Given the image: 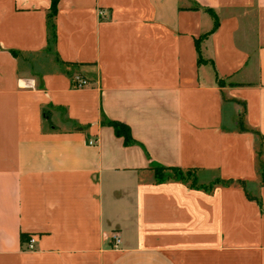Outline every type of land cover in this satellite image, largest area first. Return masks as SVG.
<instances>
[{
    "label": "crops",
    "instance_id": "obj_1",
    "mask_svg": "<svg viewBox=\"0 0 264 264\" xmlns=\"http://www.w3.org/2000/svg\"><path fill=\"white\" fill-rule=\"evenodd\" d=\"M262 166L264 0H0V264H264Z\"/></svg>",
    "mask_w": 264,
    "mask_h": 264
},
{
    "label": "trees",
    "instance_id": "obj_2",
    "mask_svg": "<svg viewBox=\"0 0 264 264\" xmlns=\"http://www.w3.org/2000/svg\"><path fill=\"white\" fill-rule=\"evenodd\" d=\"M53 4L55 0H52ZM216 27V24H215ZM214 27V28H215ZM78 78L80 81L84 82V85H86V80L82 78L78 74H73L71 76V88L73 89H78L83 87L79 81L76 80ZM102 123L111 127L114 131L115 136L122 138L123 142L125 144H132L133 141L130 137L129 129L122 125L118 124L115 122H107L105 119H102ZM264 166L261 167V186H264V174H263V169ZM153 177H154V182L155 183H162L168 180H174V181H179L187 184L190 188H199L198 181L196 178V173L195 171L192 170H181V169H176V168H164V167H154L152 169ZM218 183H214V185H217ZM211 186V188L213 187Z\"/></svg>",
    "mask_w": 264,
    "mask_h": 264
},
{
    "label": "built area",
    "instance_id": "obj_3",
    "mask_svg": "<svg viewBox=\"0 0 264 264\" xmlns=\"http://www.w3.org/2000/svg\"><path fill=\"white\" fill-rule=\"evenodd\" d=\"M77 81H79L82 85H84V82L80 81L78 78H76ZM112 241H113V246L114 247H117L120 243V240H119V237L118 236H113L112 237ZM34 244V240L33 239H30L29 241V250H32V245Z\"/></svg>",
    "mask_w": 264,
    "mask_h": 264
},
{
    "label": "rangeland",
    "instance_id": "obj_4",
    "mask_svg": "<svg viewBox=\"0 0 264 264\" xmlns=\"http://www.w3.org/2000/svg\"><path fill=\"white\" fill-rule=\"evenodd\" d=\"M262 170H263V174H264V168Z\"/></svg>",
    "mask_w": 264,
    "mask_h": 264
}]
</instances>
